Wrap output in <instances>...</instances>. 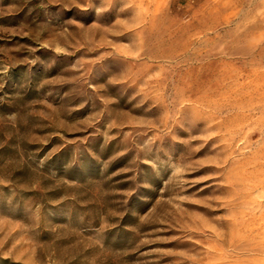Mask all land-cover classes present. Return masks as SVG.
<instances>
[{
	"label": "rangeland",
	"instance_id": "1",
	"mask_svg": "<svg viewBox=\"0 0 264 264\" xmlns=\"http://www.w3.org/2000/svg\"><path fill=\"white\" fill-rule=\"evenodd\" d=\"M0 264H264V0H0Z\"/></svg>",
	"mask_w": 264,
	"mask_h": 264
}]
</instances>
